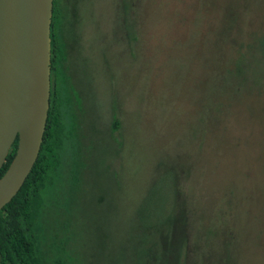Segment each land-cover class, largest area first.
Segmentation results:
<instances>
[{
	"label": "rangeland",
	"instance_id": "obj_1",
	"mask_svg": "<svg viewBox=\"0 0 264 264\" xmlns=\"http://www.w3.org/2000/svg\"><path fill=\"white\" fill-rule=\"evenodd\" d=\"M78 3L48 263L264 264V0Z\"/></svg>",
	"mask_w": 264,
	"mask_h": 264
},
{
	"label": "water",
	"instance_id": "obj_2",
	"mask_svg": "<svg viewBox=\"0 0 264 264\" xmlns=\"http://www.w3.org/2000/svg\"><path fill=\"white\" fill-rule=\"evenodd\" d=\"M53 0H0V210L31 172L50 108Z\"/></svg>",
	"mask_w": 264,
	"mask_h": 264
},
{
	"label": "trees",
	"instance_id": "obj_3",
	"mask_svg": "<svg viewBox=\"0 0 264 264\" xmlns=\"http://www.w3.org/2000/svg\"><path fill=\"white\" fill-rule=\"evenodd\" d=\"M65 11L66 7L62 9L59 0H53L51 21L52 84L46 128L38 158L31 172L17 194L0 210V264H49L46 252L41 246L40 216L44 203L43 192L52 187L53 174L60 167V154L69 133L65 108L70 106L72 101L70 87L58 82L64 48L58 29L61 20L65 23L67 17ZM78 73L81 74L80 67L77 69ZM113 118L109 132L111 135L121 126L116 115ZM17 147L18 138L11 146L6 162L1 168L0 178L10 166ZM72 178L76 181L79 180V173L72 174ZM71 223L73 224V222ZM75 227L77 232L80 227L77 224ZM171 248L174 250L173 244ZM168 250L170 251V246H168ZM61 262L62 260L57 258L53 264H61Z\"/></svg>",
	"mask_w": 264,
	"mask_h": 264
},
{
	"label": "flooded vegetation",
	"instance_id": "obj_4",
	"mask_svg": "<svg viewBox=\"0 0 264 264\" xmlns=\"http://www.w3.org/2000/svg\"><path fill=\"white\" fill-rule=\"evenodd\" d=\"M78 0H67V3L65 0H59L60 7L63 9L68 4L71 5V10L69 11V7L67 6V9L65 13L67 14V17L65 19V23L62 22L59 24V36L61 38V41L63 43V51H62V69L60 70L58 74V82L62 83L63 85L68 86L69 76L68 73H66V62L69 61L70 57V66L75 68L77 65V68L80 67L81 69V50H80V41L82 38V33L78 31V28L76 26V23L79 20V13L77 11V7H79ZM64 12V11H63ZM80 12V10H79ZM69 38L68 44L66 43V36ZM74 77V74L72 73V78ZM51 84H52V74H51Z\"/></svg>",
	"mask_w": 264,
	"mask_h": 264
}]
</instances>
